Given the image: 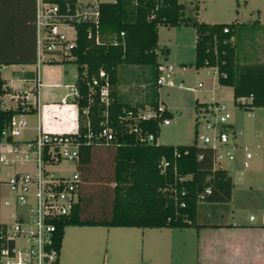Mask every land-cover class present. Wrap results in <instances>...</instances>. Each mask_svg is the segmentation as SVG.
<instances>
[{"label":"trees","instance_id":"trees-1","mask_svg":"<svg viewBox=\"0 0 264 264\" xmlns=\"http://www.w3.org/2000/svg\"><path fill=\"white\" fill-rule=\"evenodd\" d=\"M193 1V13L190 14H187L186 5L180 0L101 2L99 43L88 37V25H78V46L75 50L77 58L72 62L78 64L79 71L76 86L80 97L75 100L79 110V130L83 135L89 131L87 117L82 112L86 107L89 109L91 130L97 134L103 127L106 106L97 95L90 94L88 81L104 69L111 84L112 102L108 107V118L115 136L110 141L105 138H92L91 143L83 144L80 148L78 169L82 182L79 200L69 215L56 221V244L60 249L65 228L71 225L197 229L215 226L211 224V219L209 221L201 218L208 210L212 211V207L231 200L234 188L231 174L226 168L216 166L215 151L212 148L197 144L198 116L193 143L174 145L150 142L144 138L145 135L153 133L158 138L160 122L164 118H170L171 112L166 110L160 117L140 121L139 132L130 130L129 124L132 120L126 119L128 112L136 111L148 103L131 104L122 101L117 93L120 67L150 65L154 70L153 86L156 98L149 104L158 107V79L161 74L159 52H168V49L159 46V27L191 25L197 31L195 67L216 68L218 82L233 88L237 105L247 110L264 107V62L239 60L236 32L237 26L242 27L244 24L200 21L197 17L198 1ZM227 27L229 31L225 32ZM36 59L37 54L34 64ZM4 84L0 73V142L3 129L11 124L16 114L23 111L21 106L2 107L1 98L9 92ZM243 98L249 99L243 101ZM206 105L207 102L197 101L196 112ZM34 111L37 110L31 109L28 113ZM8 140L11 141L12 138L9 137ZM100 146L113 148L114 165L110 178L113 186L105 188L108 189V195L104 196L100 207H92L90 201L94 196L86 194L87 191H84L82 185L91 168L94 147L98 149ZM164 158L170 162L167 167L163 166ZM207 188H211L212 192L202 202L199 196ZM96 195L95 199H98L99 195ZM5 226L0 224V230ZM3 245L0 238V249ZM0 264L14 263L0 260Z\"/></svg>","mask_w":264,"mask_h":264},{"label":"built area","instance_id":"built-area-1","mask_svg":"<svg viewBox=\"0 0 264 264\" xmlns=\"http://www.w3.org/2000/svg\"><path fill=\"white\" fill-rule=\"evenodd\" d=\"M101 0H36L35 30H36V54L34 85L31 89L14 94L11 101L2 99V107L17 108L21 106L23 111L16 114L11 124L2 131L0 142V163L11 165L15 171L10 175L9 184L12 195L5 200L6 205L21 208L22 213L17 216L14 223L6 225L0 230V238L3 247L0 249V260L14 264H58L61 249L56 244L58 226L56 221L69 215L74 205L79 200L81 187V175L74 169L72 174L60 175L47 168V165L58 164L62 160L78 162L80 148L83 144L91 143L92 138H105L110 141L114 138L113 128L109 125L108 107L112 102L111 84L107 72L102 69L98 75L89 81L90 94L97 95L101 103L105 104V119L102 129L96 134L91 130L88 107L82 110L87 117L88 134H82L78 129L75 132H52L45 130L41 122L37 125V133L34 138L23 141L18 139L27 127L26 116L31 109L39 111L40 87L42 80L40 68L44 62L72 61L77 58L75 52L78 46V25L86 24L88 37L101 42L100 22ZM225 32L229 28L224 29ZM124 35V33H122ZM159 84H170L172 70L165 65H160ZM86 75V71L84 72ZM72 92L62 97L61 102L68 104L73 97L75 102L80 97V91L76 84L69 86ZM167 110L160 103L158 107L145 105L136 111L130 110L126 119L132 120L130 130L140 131V121L157 118ZM198 114V126L201 114L206 117V129L208 133L198 131L196 141L199 146L209 147L215 151L216 161L223 158L234 161L237 151H245L244 165L258 154L253 153L248 147L242 146L237 137L243 132L229 134L231 117L227 106L220 100L207 102ZM170 118H164L160 124H170ZM11 137L12 140H8ZM86 138L87 140H83ZM150 142L158 141L153 133L144 137ZM202 157V156H201ZM34 163V170H17L19 166ZM163 166L170 162L165 158ZM243 174V172H241ZM241 177V176H240ZM212 192L207 188L199 196L200 201H205L207 195ZM185 205V204H183ZM253 218V216H252ZM9 243H12L10 246Z\"/></svg>","mask_w":264,"mask_h":264},{"label":"rangeland","instance_id":"rangeland-1","mask_svg":"<svg viewBox=\"0 0 264 264\" xmlns=\"http://www.w3.org/2000/svg\"><path fill=\"white\" fill-rule=\"evenodd\" d=\"M80 1H97V0H80ZM114 1V0H101ZM186 5L187 14L193 13L195 1L180 0ZM199 10L197 17L201 21L206 22H223V23H241L242 27L237 26L236 45L239 50V60L243 62V53L248 47L249 42H253L252 47L261 56V61H264V0H197ZM258 20L263 26L258 24ZM258 21V22H257ZM257 22V23H256ZM167 26H161V34L168 32ZM177 30V29H174ZM177 32V31H175ZM179 36V35H178ZM247 43V44H246ZM184 51L175 54L179 59H183L185 66L175 65L174 87L163 85L160 87V101L165 103L174 113V118H170L171 124H160V133L158 143L161 144H188L195 140L196 117L198 116L194 108V98H198L200 102H211L216 95L219 100L224 102L231 117L228 124H235L236 131L243 132V135L237 137V141L249 148L250 151L257 154H262L264 149V107L255 108V110H246L245 107L235 103L233 89L226 86L223 89L216 90L213 87L215 79L214 68L195 67V51L191 48L180 49ZM164 60L162 56L160 58ZM33 70V68H30ZM11 69L8 70L10 72ZM78 64L72 61L65 62H44L40 68V77L43 83H60L58 87L46 88L52 94L54 102L47 103L42 111L44 129L46 125L72 127L73 118L67 117L66 114L74 112L76 104L73 97L68 105L59 102L60 94L67 95L71 91L69 86L74 85L78 76ZM122 75L129 73V79H135L142 90V84L148 83L145 92L146 99L142 102L151 103L156 98V91L153 86L154 70L150 65H123L120 67ZM202 83L204 87H199ZM182 84V86H179ZM66 85V86H65ZM145 85V84H144ZM137 86V87H139ZM67 87V88H66ZM214 88V92L212 90ZM72 115V114H71ZM206 117H210L207 114ZM206 117L201 114L198 131L200 133H208L206 129ZM33 118V117H31ZM229 134L233 133V126H229ZM245 154V151H244ZM258 155H255V158ZM253 160V159H252ZM249 161L248 165H243L232 171L236 176L243 172V178L253 170V163ZM221 166L229 167L231 160L223 158L220 162ZM113 148L110 146H100L95 151V155L91 164L90 170L86 176L87 180L82 177L84 191L86 194H92L93 199L90 201L92 207H100L104 196L108 195L106 187H112L113 183L110 178L113 173ZM22 169L34 170V163H27L25 166H19ZM77 163L71 160H62L58 164L47 165V168L55 171L56 174L69 175L76 169ZM14 167L11 165H3L0 163V180L4 185V190L1 195L0 214L2 220L13 222L12 217L15 214L16 207L6 205L5 199L12 195L11 188L7 183L10 175L13 173ZM80 171V170H79ZM85 180V181H84ZM262 190V189H261ZM110 192V191H109ZM255 192V191H254ZM96 194L99 195L98 199ZM257 204L243 205V199H236V206L241 207L238 210V218L249 219L251 215L257 217L259 221L263 211L261 210L264 204V191L255 192ZM206 204V203H205ZM208 215L209 217L207 218ZM214 219L212 211H209L201 218ZM200 219V220H201ZM66 228V232H68ZM78 230V229H76ZM144 229L139 228H106L101 229H79L77 232L67 234L64 239L62 248L63 256L68 264H154L153 258L158 250L152 251L148 246V242L142 236ZM184 241L186 246L181 248L174 247L172 251L174 261L178 264H187L189 256L193 257L196 250L191 239L195 236L194 229L184 230ZM190 232V233H189ZM223 233H215L214 236L222 237ZM69 236V237H68ZM169 252V257H170ZM63 257V258H64ZM167 259V258H165ZM166 261V260H164ZM169 261V260H168ZM195 261V260H194ZM165 264V262H161ZM195 263V262H194Z\"/></svg>","mask_w":264,"mask_h":264},{"label":"crops","instance_id":"crops-1","mask_svg":"<svg viewBox=\"0 0 264 264\" xmlns=\"http://www.w3.org/2000/svg\"><path fill=\"white\" fill-rule=\"evenodd\" d=\"M192 1V0H191ZM35 11H36V0H0V64L3 61L11 62L10 64H1L0 73L1 78L5 81L4 88L9 92L5 93L1 99L11 101L14 94L27 91L34 85L35 76V64L33 63L36 57V30H35ZM201 21V20H200ZM259 21V25L263 26L262 22ZM206 22V21H205ZM216 23V22H210ZM168 32H164L163 36L161 34V26L159 27V46L160 48L168 49L167 53L159 52V61L162 65H165L167 69L172 70L170 80L173 84H160V87L167 85L168 87H174V75H175V65L185 66L183 59H179L175 54L184 51L180 49L191 48L195 51L196 60V41H197V31L196 28L191 25H182L179 27H167ZM177 29V30H174ZM177 31V32H175ZM179 35V36H178ZM247 44V43H246ZM253 46V42H249L248 47ZM245 49L243 53V60L248 62H257L260 59V54L253 48ZM164 60H161V57ZM258 62H264L259 60ZM30 68H33L31 70ZM203 68H214V67H203ZM11 69L10 72L8 70ZM201 69V68H200ZM215 79L213 80V87L217 91L226 87L218 82L217 69L214 68ZM79 75V72H78ZM127 75H122L119 71V81L117 86V93L122 101L131 104L146 103L142 102L146 99L145 92L148 87V83L142 84V90L138 81L135 79L128 78ZM78 79V76H77ZM75 81V84L77 82ZM60 83H43L40 87V107L39 111H34L26 116L27 127L24 129L22 135L18 139L26 141L34 138L37 133V125L41 122L44 128L42 111L47 103L54 102V95L49 92L48 87H58ZM66 86V85H65ZM139 86V87H137ZM182 86V84H179ZM160 87L158 93L160 96ZM199 87H204L202 83H199ZM67 88V87H66ZM233 89V88H232ZM214 92V88H212ZM62 99L63 94L59 95ZM61 99L59 100L60 103ZM249 98H243V101ZM213 100H219V96L216 95L212 98ZM160 101V98H159ZM194 108L196 110V102H200L198 98H194ZM12 102V101H11ZM70 103V102H69ZM68 103V104H69ZM167 107V110L171 112V117L174 118V113L170 108L163 102ZM14 104V102H12ZM63 104V103H62ZM64 104V105H68ZM76 104V109L73 113L66 114L67 117L73 118L72 127L66 126H53L46 125V129L52 132H75L79 129V110ZM4 108V107H3ZM247 110V109H246ZM252 110H255L252 109ZM72 114V115H71ZM33 117V118H31ZM171 124V122H170ZM236 130L235 124H230ZM189 144V143H188ZM97 147H94L93 155ZM251 159L255 161L253 163V170L243 178L244 174L239 173L238 176L232 173L233 170L244 165L245 154L244 150L237 151V158L231 161L229 167L221 166L220 162L216 161V166H221L226 168L233 178L234 188L232 191L231 200L225 204H218L217 207H212V223L215 226L201 227L199 229L190 228H168V227H154V228H140V227H124V228H139L144 229L142 236L147 240L150 250L159 252L155 253L153 262L154 264H178L175 259H173L172 251L174 247L181 248L186 246L187 242L184 241V230L194 229L195 236L191 239V243L195 246L196 250L192 256H189V262L187 264H264V204L262 207V216L259 221L257 217L251 215L249 219L238 218V210L241 207H237L235 202L236 199H243L241 201L243 205H253L257 204V199L255 198V192L264 191V149L262 154L257 153ZM250 160V161H251ZM79 161V160H78ZM78 169V162L77 167ZM18 167L17 170H21ZM79 170V169H78ZM15 169L13 170V172ZM241 176V177H240ZM0 180V200L2 191L4 190V185ZM262 189V190H261ZM255 191V192H254ZM10 196V195H9ZM7 196L6 198H8ZM6 200V199H5ZM1 202V201H0ZM264 202V201H263ZM1 208V203H0ZM207 209V208H206ZM204 209V210H206ZM214 210V211H213ZM21 208L15 209V214L12 220L15 221L17 216L22 213ZM203 212V211H202ZM209 212V210L207 211ZM205 215V214H204ZM209 217L208 215H206ZM253 216V218H252ZM13 222L2 220L0 214V224L11 225ZM106 226H78L71 225L67 226L68 232L70 234L74 231L77 232L79 229H101ZM63 237L62 248L64 244V239L66 238L68 232H66ZM106 228H122V227H106ZM78 229V230H76ZM223 233L222 237L214 236L215 233ZM190 233V232H189ZM69 237V236H68ZM61 248V254L58 264H68L65 257L63 256ZM170 252V257H169ZM64 257V258H63ZM167 258V259H165ZM166 260V261H164ZM169 260V261H168ZM195 260V261H194ZM195 262V263H194Z\"/></svg>","mask_w":264,"mask_h":264}]
</instances>
